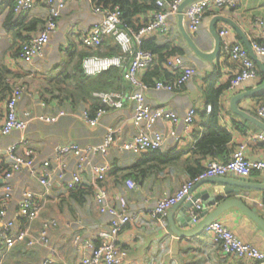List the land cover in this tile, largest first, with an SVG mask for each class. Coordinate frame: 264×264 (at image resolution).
<instances>
[{"label": "crops", "instance_id": "crops-1", "mask_svg": "<svg viewBox=\"0 0 264 264\" xmlns=\"http://www.w3.org/2000/svg\"><path fill=\"white\" fill-rule=\"evenodd\" d=\"M12 1L0 0V69L3 68L9 73L3 82L9 87L7 94L0 87V125L4 123L6 117V102L15 90L21 92L16 105L17 115L21 117L22 114L29 113L32 120L24 131H12L7 136H0V165H10L6 150L15 145L19 152L25 148L33 150L34 170L37 174L41 163L48 161L50 175L49 185L46 187L41 186L37 177L32 176L26 169L13 175L10 180L12 192L6 220L0 222V230L5 221L12 219L15 221L17 230L25 229V222L15 217L25 191H32L41 207L38 218L29 225L28 232L33 236L38 235L42 222L45 220H55L56 225L48 230L46 245L25 248L24 244H16L14 248L4 253V264H42L44 262L80 264L83 252L80 246L73 244V237L78 235L99 243L98 235L108 230L111 218L107 214L100 213L97 207L95 202L97 189L89 173L82 175V183L78 187L73 190L67 189L66 183L75 171L76 159L72 154L61 155L58 151L71 144L80 149L98 147L103 143L109 131L113 132V143L107 155L91 154L90 158L95 164H104L109 167L106 180L101 186L106 188L111 195L120 191L126 198L129 212L138 218V222H131L120 231L115 241L127 252L122 264H257L225 255L213 245L211 236L206 233L192 238L177 237L170 230L168 216L171 213L172 220L178 229L177 225L182 216L181 209L172 210L170 208L167 211L166 227L150 219L149 212L153 210L157 200L163 194L175 193L190 178V175L182 165L168 167L163 170L165 174L150 172L147 175H141L132 169L139 160V155L119 149L124 142H129L137 133L131 101L124 100L120 109L105 110L96 125L90 126L84 113L88 119L94 118L95 115H90L88 105L80 104L73 108L69 101L63 99L55 91L53 83L71 70L79 54L85 50L96 51L88 50L81 44V38L100 20V16L93 11V5L86 0H68L58 19L56 32L50 36L43 56L30 61H22L19 51L21 44L40 31L47 9L43 1L37 0L31 11L14 13L15 26L7 31L4 28V22L8 13V4ZM142 17H145L147 22L151 19L149 13ZM216 17L233 21L248 39L249 44L251 41L264 39V29L259 26L260 22L264 23V0H238L235 7L208 13L199 31L190 35L197 47L204 53L214 50L215 42L210 35L209 25ZM34 20H36L35 28L28 31V25ZM183 25L186 29L184 18ZM224 28L229 29L226 36L229 43H238L245 48L238 34L230 26L222 22L214 25L217 35L218 31ZM153 37L160 45L170 44L183 49V55L168 56L166 60L181 56L185 63L195 70L194 77L179 90L156 91L152 86L145 92L146 102L151 108H162L179 117H182L189 109H195V119L189 131H185L181 124L156 123L153 130L161 133L164 140L161 151L179 154L182 160L189 157L193 160L199 159V155H193L192 151L205 131L201 117L206 113V107L211 106L212 110L218 112L219 125L224 127L231 136L229 150L232 149V145L233 151L240 145H245V153L250 160L264 161V142H251L247 136L248 133L264 132L230 110V101L233 97L252 91L263 84L264 57L260 58L254 54L259 62V65L255 63L258 72L257 79L246 81L232 91L227 88L216 96L214 91L229 80L231 81L238 71V65L221 50V44L220 53L213 65L199 59L180 35L176 16L168 20L166 35L155 33L148 35L145 39L149 40ZM107 38H105L106 41L113 42L112 39ZM102 47L98 50L101 51ZM154 59L153 65L137 73L136 77L139 82H149L147 74L158 65L156 56ZM165 61L158 66L162 78L157 81L172 82L176 75L165 66ZM128 62L129 60L123 64V69L126 68ZM2 81L0 77V83ZM133 92L135 88L125 81L122 92L109 93L128 96ZM261 96H264V89L239 101L238 108L264 124V119L256 115L257 108L264 106V99L259 98ZM41 117H54L56 121L47 123L40 120ZM210 161L219 160L211 156V159L202 160V167ZM5 171H0V198L3 193L2 174ZM129 174H133V177L124 178ZM225 178L264 184V174H253L248 179L236 176ZM125 179L135 182L136 188L126 189ZM204 189H210V186L204 185L196 192ZM228 198L241 200L247 208L264 221V212L260 207V204L264 203V192L241 189L238 194H232ZM198 204L205 207L201 201ZM215 208L216 205L207 208L204 217L191 227L202 223ZM213 222L225 226L241 242L264 252V232L257 223L238 208L225 210Z\"/></svg>", "mask_w": 264, "mask_h": 264}, {"label": "built area", "instance_id": "built-area-1", "mask_svg": "<svg viewBox=\"0 0 264 264\" xmlns=\"http://www.w3.org/2000/svg\"><path fill=\"white\" fill-rule=\"evenodd\" d=\"M46 6L47 14L40 31L30 36L22 45L20 58L22 61H30L34 58H41L44 49L48 44L49 38L56 32L57 22L62 10L68 0H41ZM93 5L94 13L100 16V20L81 38V44L87 49L98 50L102 47L105 38L113 37L115 42L122 50V56L112 58H99L91 56L85 58L82 68L87 76H95L111 68H123V64L129 60L125 68L124 80L129 82L135 92L128 96L117 93H99L95 96L109 109H120L123 101L128 99L133 103V119L137 126V133L129 142H124L119 149L121 151L140 155L148 151H161L163 148V136L154 131L153 128L158 122H169L171 125L181 124L185 131H189L195 119V109H189L182 117L177 116L171 111L162 108H151L145 99V92L149 87L137 79V73L143 71L154 64V55L148 51L140 49L142 41L151 34L166 35L168 33V20L177 15L179 6L184 0H156V6L161 11L151 16L147 25L143 26L134 33L122 26L121 13L118 7L105 9L95 4L93 0H86ZM238 0H196L188 4L183 10V18L186 25V31L193 35L199 31L204 17L214 10L235 7ZM13 12L15 14L31 11L37 0H13ZM259 26L264 29V23ZM229 33L228 28L218 31L221 50L238 65V71L229 83V90H235L246 81L257 79L258 72L255 63L250 58L247 50L238 43H229L226 36ZM251 50L260 58L264 57V39L262 41H251ZM165 66L176 75L174 81H157L153 85L156 91L174 92L181 89L195 75V70L185 63L181 56H174L165 61ZM21 92L15 90L6 102V117L4 123L0 125V136L9 135L12 131H24L32 117L29 113L22 114L19 117L16 113V105ZM43 105V104H42ZM211 112V106L206 107V113ZM105 113V110H98L92 119H88L86 113L84 117L88 120L90 126L96 125L98 119ZM62 115V113L60 114ZM256 115L264 119V106L256 110ZM40 120L53 123L56 118L41 117ZM112 131L106 135L103 143L98 147L80 149L75 145H68L61 148L59 154H72L76 159L75 171L66 183L69 190H73L82 183V175L89 173L91 179L96 185L97 194L95 202L100 213L109 215L110 223L107 231L99 233V243L93 240H87L81 236L73 237V244L80 246L83 256L80 264H122L127 256L126 250L115 243L117 236L131 222H138V218L132 215L128 210L126 198L120 191L111 195L106 188L101 186L105 182L109 167L104 164H95L91 161V154L106 156L108 149L113 143ZM248 139L251 142H264V133H248ZM245 145H240L234 150L226 162L210 161L204 171L194 177L186 180L180 188L173 194H163L159 198L149 217L152 220L160 222L166 227L167 211L179 201L187 197L190 199L189 192L199 181L213 177L236 176L241 179H248L253 174H264V161H252L246 156ZM6 155L9 158V169L2 174L3 193L0 198V222L6 220L9 200L12 188L10 180L13 175L26 169L32 176H36L41 186L49 185L50 164L48 161L41 163L38 174L34 170V153L30 148L18 151V147L13 145L7 148ZM165 174L164 171L159 174ZM124 187L128 190L136 188L135 182L125 180ZM264 212V203L260 204ZM40 205L36 201L35 194L32 191H25L22 194L19 208L15 217L25 222V229H16L14 219L3 223L0 230V264H4L3 255L8 250L15 247L16 244H24L25 248L35 246H44L48 242V230L56 225L55 220H45L42 222L38 235L33 236L28 232L29 225L38 218ZM203 207L195 204L190 210V217L195 224L196 218ZM204 233L211 236L213 245L220 249L225 255L244 262H254L264 264V252L256 247L241 242L230 230L218 222L210 223ZM42 264H49L44 262Z\"/></svg>", "mask_w": 264, "mask_h": 264}, {"label": "trees", "instance_id": "trees-1", "mask_svg": "<svg viewBox=\"0 0 264 264\" xmlns=\"http://www.w3.org/2000/svg\"><path fill=\"white\" fill-rule=\"evenodd\" d=\"M96 5L105 9H112L118 7L121 13V23L126 29L136 33L140 28L147 25V19L142 17L143 15L150 14L151 16L161 11L156 6V0H93ZM167 3L171 0H165ZM14 3L8 4V13L4 22V28L10 31L15 26V17L13 12ZM141 16V17H139ZM36 20L31 22L27 30H33L36 25ZM14 22V23H13ZM111 40L103 42V51H87L85 50L77 56V61L69 72H66L62 77L57 79L53 83L55 91H57L61 97L70 102L73 108H76L80 104L88 105V110L91 116L96 115L98 110H107L108 108L98 99L95 95L99 93L109 92H122L124 90V72L125 69L111 68L105 72L97 74L95 76H87L82 68V63L85 58L91 56H99L102 58H112L122 56V50L120 46L114 42L113 37H109ZM108 39V38H107ZM25 43V41L21 44ZM19 49V51L21 50ZM143 51H148L156 56L158 65L154 67V70L147 74L148 81H141L148 87H152L157 79H161L159 64L164 62L166 57L173 55H183V49L173 47L170 44L160 45L157 43L156 38L153 37L149 40L144 39L140 46ZM89 50V49H88ZM9 75L5 69H0V77H2V83L0 87L3 92L7 94L9 87L4 82L5 77ZM176 77V76H175ZM155 78V79H154ZM162 81V80H161ZM230 80L217 88L214 93L218 96L221 92L229 87ZM264 99V96L259 97ZM202 121L204 122V134L195 144V149L192 151L193 155H199V159L193 160L190 157L182 160V156L176 153H163L162 151H148L139 155V160L132 167L133 170L138 171L141 175H147L150 172H161L168 167H176L182 165L189 173L190 178H194L200 175L204 171L202 167V160L207 158L211 159V156L215 159L226 162L229 156L233 152L229 150V144L231 142V136L225 130L224 127L219 125L218 112L212 110L209 114L204 113L202 115ZM138 156V155H137ZM9 166L0 165V171L8 170ZM133 177V174L126 175L124 178ZM127 180V179H125Z\"/></svg>", "mask_w": 264, "mask_h": 264}, {"label": "water", "instance_id": "water-1", "mask_svg": "<svg viewBox=\"0 0 264 264\" xmlns=\"http://www.w3.org/2000/svg\"><path fill=\"white\" fill-rule=\"evenodd\" d=\"M196 0H184L182 4L179 6L177 11V23L180 35L182 36L183 40L186 42L188 48L192 51V53L198 57L199 59L207 62L210 65H213L214 62L217 60L218 55L220 53V39L214 30V25L217 22H222L230 26L240 37L242 40L246 50L249 53L250 58L254 63L259 65L258 60L256 59L253 51L251 50L250 44L248 39L245 35L238 29L233 21L223 18V17H216L214 18L210 25L209 31L210 35H212L215 46L214 50L210 53H204L201 51L196 43L193 41L191 36L187 33L184 25H183V10L184 8L190 4L191 2ZM264 89V82L259 87L249 91L247 93H243L240 95H236L230 101V110L233 114L241 117L242 119L251 122L252 124L256 125L261 131L264 132V124L257 121L256 119L252 118L251 116L247 115L244 111H241L238 108V102L250 97L254 93ZM208 185L210 189H204L200 192H196L200 187ZM241 189L244 190H254V191H261L264 192V184L252 183L247 182L244 180L239 179H229V178H220V177H213L207 178L197 182L189 192L190 199L185 197L177 204L172 207V210L181 209V219L179 221L178 229L176 227V223L172 220L171 213L168 216L170 230L173 234H175L179 238H192L196 237L202 233H204V229L213 221L217 219V217L227 209L230 208H238L241 212L247 215L250 219H252L255 223L258 224L260 229L264 232V221H262L257 215H255L246 205L239 199L228 198L232 194H238ZM225 196V197H223ZM202 202L205 207H203L202 211L196 218L198 221L200 218L204 217L206 211L210 206L216 205L215 210L208 215V217L199 225L195 227H191L194 223L189 215V210L193 208L195 204ZM190 228V229H188ZM179 229H188L186 231H181Z\"/></svg>", "mask_w": 264, "mask_h": 264}, {"label": "rangeland", "instance_id": "rangeland-1", "mask_svg": "<svg viewBox=\"0 0 264 264\" xmlns=\"http://www.w3.org/2000/svg\"><path fill=\"white\" fill-rule=\"evenodd\" d=\"M114 41H115V40H114ZM101 51H103V49H102ZM96 57H99V56H96ZM99 58H102V57H99Z\"/></svg>", "mask_w": 264, "mask_h": 264}]
</instances>
